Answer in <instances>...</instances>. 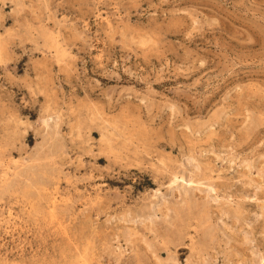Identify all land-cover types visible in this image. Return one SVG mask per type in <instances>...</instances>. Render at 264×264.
<instances>
[{"label":"rangeland","instance_id":"obj_1","mask_svg":"<svg viewBox=\"0 0 264 264\" xmlns=\"http://www.w3.org/2000/svg\"><path fill=\"white\" fill-rule=\"evenodd\" d=\"M0 264H264V0H0Z\"/></svg>","mask_w":264,"mask_h":264}]
</instances>
